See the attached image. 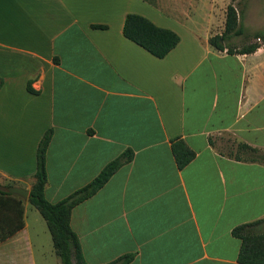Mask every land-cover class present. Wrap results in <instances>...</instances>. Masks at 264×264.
<instances>
[{"label": "crops", "instance_id": "crops-1", "mask_svg": "<svg viewBox=\"0 0 264 264\" xmlns=\"http://www.w3.org/2000/svg\"><path fill=\"white\" fill-rule=\"evenodd\" d=\"M230 5L246 32H264V0H0V188L3 179L32 188L49 130L53 204L133 151L72 210L87 264L127 254L130 264H241L233 230L264 219V162L241 156L264 155V43L241 53L254 43L242 37L234 54L210 43ZM129 14L179 44L153 56L125 37ZM177 138L195 153L183 169ZM0 216L15 226V211ZM24 219L0 243V264H62L40 212L25 204Z\"/></svg>", "mask_w": 264, "mask_h": 264}, {"label": "trees", "instance_id": "trees-1", "mask_svg": "<svg viewBox=\"0 0 264 264\" xmlns=\"http://www.w3.org/2000/svg\"><path fill=\"white\" fill-rule=\"evenodd\" d=\"M94 27L105 28V26ZM123 32L127 39L135 42L160 59L165 58L180 42V37L177 33L158 27L146 17L138 14H129L126 17ZM242 34L237 10L233 5H230L227 10L225 32L221 36L211 38L210 43L219 50L227 49L229 53L234 54L236 51L230 46V40ZM258 47V45H252L240 51L241 53H251L258 49ZM2 83L0 79V88ZM28 91L37 94L31 84L28 85ZM52 135V130L47 131L39 144L37 172L35 175L36 183L29 191L28 201L40 212L47 222L55 252L61 259L62 264H71L70 255L72 249L74 250L78 264H87L79 239L71 228L72 210L78 204L95 195L123 165L130 163L133 159V151L127 149L122 155L110 162L91 183L76 191L68 198L53 204L45 198V186L47 184L46 154ZM241 148L251 149L247 145H242ZM172 152L179 169L185 168L195 158V153L181 138L172 141ZM9 187L14 186H4V189ZM4 189L0 188V215L3 209L10 210L11 212L15 211L16 222L14 227L5 230L6 226L9 227L11 225V219L9 222L0 216V243L25 226L24 199L8 193ZM263 221L264 219L245 224L233 230V235L242 241L238 258L241 264H264V234L253 235L252 233V229ZM134 258L135 254H127L108 264H130Z\"/></svg>", "mask_w": 264, "mask_h": 264}, {"label": "rangeland", "instance_id": "rangeland-1", "mask_svg": "<svg viewBox=\"0 0 264 264\" xmlns=\"http://www.w3.org/2000/svg\"><path fill=\"white\" fill-rule=\"evenodd\" d=\"M241 28H242L243 34L240 35V36H237V37H233L230 40V43H232L230 46H232L235 50H237V48L239 47L238 44H240L241 40H244L245 37L251 39V41H253L254 43H252L250 45H247V46H245L243 48H247L249 46H252L255 43H264V32H253V31H256L257 29H256V27H252L250 29V32H253V33H248V32H246L245 28H243V27H241ZM242 37H244V38H242ZM260 38H262V40ZM242 49H240V50H242ZM237 51H239V50H237ZM229 150L230 151H234V150H232V148H230ZM241 156L244 159L258 160V161L264 162V155L262 156V155H259V154H256V153H252V152H247L246 151L245 153H241ZM1 183L3 184V186L22 187L19 182L8 180V179H3ZM35 183H36V179H35V181H34V183L32 185V188H33ZM32 188H30L29 190H31ZM25 190L29 191L28 189H25ZM24 201H25V204H27L28 210L30 212H38V210L29 203L28 199H24ZM252 233H253V235L264 234V221L260 225H258L257 227L253 228L252 229ZM70 263L71 264H78L73 249H72L71 255H70Z\"/></svg>", "mask_w": 264, "mask_h": 264}, {"label": "water", "instance_id": "water-1", "mask_svg": "<svg viewBox=\"0 0 264 264\" xmlns=\"http://www.w3.org/2000/svg\"><path fill=\"white\" fill-rule=\"evenodd\" d=\"M7 192L12 195L19 196L23 199H28L29 197V191L24 190L23 188H19V187H9L7 188Z\"/></svg>", "mask_w": 264, "mask_h": 264}]
</instances>
